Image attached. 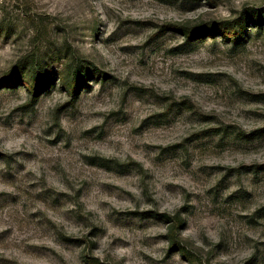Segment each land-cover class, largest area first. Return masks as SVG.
I'll return each mask as SVG.
<instances>
[{
  "label": "rangeland",
  "instance_id": "1",
  "mask_svg": "<svg viewBox=\"0 0 264 264\" xmlns=\"http://www.w3.org/2000/svg\"><path fill=\"white\" fill-rule=\"evenodd\" d=\"M259 11L0 0V264H264Z\"/></svg>",
  "mask_w": 264,
  "mask_h": 264
},
{
  "label": "trees",
  "instance_id": "2",
  "mask_svg": "<svg viewBox=\"0 0 264 264\" xmlns=\"http://www.w3.org/2000/svg\"><path fill=\"white\" fill-rule=\"evenodd\" d=\"M253 20L256 23H262L264 22V14L263 11H259L255 17L253 18ZM172 28L178 32H183V34L186 36L187 41H192V40H196L200 37H202V35L200 34H204L206 32H211L212 33H216V32H222L221 28L219 25H212V26H204L203 25H196L193 27H185L181 24H177L172 26ZM226 30H234L233 32H229V34L231 36L237 37L239 35L238 33V27L234 24L231 27H225ZM225 33L227 31H224ZM224 34V33H223ZM199 36V37H198ZM36 76H33V79L26 81V85L28 86V88H35V90L37 91V89H39V87L36 85ZM76 79L74 77H71L70 74H65L63 76V81L65 84V87L67 88V92L72 94L73 96L77 95V92L79 90V87L81 86V82L80 81H75ZM33 85V86H32ZM40 86V85H39ZM41 88V86H40ZM31 90V89H30ZM166 216V215H164ZM174 226V225H173ZM173 226H172V231H170L171 233V242L172 245L178 246L179 247V251H182L183 253L186 252L185 248L180 247V245L178 244L177 240L175 239L176 235H175V231L173 230Z\"/></svg>",
  "mask_w": 264,
  "mask_h": 264
}]
</instances>
